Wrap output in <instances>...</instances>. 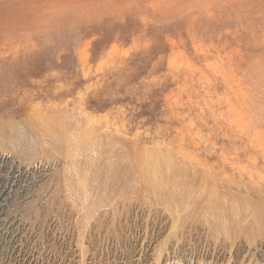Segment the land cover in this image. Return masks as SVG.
<instances>
[{"label":"rangeland","instance_id":"rangeland-1","mask_svg":"<svg viewBox=\"0 0 264 264\" xmlns=\"http://www.w3.org/2000/svg\"><path fill=\"white\" fill-rule=\"evenodd\" d=\"M0 190V264H264V0H0Z\"/></svg>","mask_w":264,"mask_h":264},{"label":"bare ground","instance_id":"bare-ground-1","mask_svg":"<svg viewBox=\"0 0 264 264\" xmlns=\"http://www.w3.org/2000/svg\"><path fill=\"white\" fill-rule=\"evenodd\" d=\"M1 191V190H0ZM209 226L211 227V228H213V225H211V224H209ZM215 228H216V230L217 231H219L220 230V234H222V236L227 240V241H230L229 242V244H230V248L232 249L233 247H234V243H235V239H233V235L231 234V232H230V228H229V225H227L224 221L223 222H221V224H219V223H217V224H215ZM213 238V237H212ZM218 238H219V234H217V235H214V242H215V240L217 241L218 240ZM223 240V243L225 244L226 243V240ZM247 244L248 245H251L252 244V242H250V240H247ZM233 250H234V248H233ZM233 254L235 253V251L234 252H232ZM236 256H238L237 254H235ZM160 259H162L163 261H160L159 260V258L157 259V262H156V264H168L169 262H172V264H180L179 263V260H177L175 257H165V258H160Z\"/></svg>","mask_w":264,"mask_h":264}]
</instances>
